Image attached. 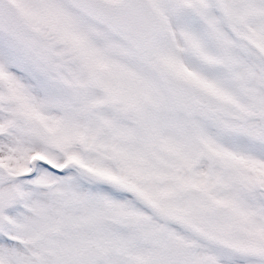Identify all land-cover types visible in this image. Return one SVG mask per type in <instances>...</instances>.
<instances>
[{
    "label": "snow or ice",
    "instance_id": "1",
    "mask_svg": "<svg viewBox=\"0 0 264 264\" xmlns=\"http://www.w3.org/2000/svg\"><path fill=\"white\" fill-rule=\"evenodd\" d=\"M0 264H264V0H0Z\"/></svg>",
    "mask_w": 264,
    "mask_h": 264
}]
</instances>
